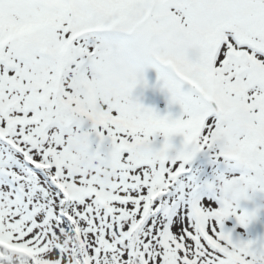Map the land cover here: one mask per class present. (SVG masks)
Listing matches in <instances>:
<instances>
[{
    "label": "snow or ice",
    "instance_id": "obj_1",
    "mask_svg": "<svg viewBox=\"0 0 264 264\" xmlns=\"http://www.w3.org/2000/svg\"><path fill=\"white\" fill-rule=\"evenodd\" d=\"M0 264H264V0H0Z\"/></svg>",
    "mask_w": 264,
    "mask_h": 264
},
{
    "label": "rangeland",
    "instance_id": "obj_2",
    "mask_svg": "<svg viewBox=\"0 0 264 264\" xmlns=\"http://www.w3.org/2000/svg\"><path fill=\"white\" fill-rule=\"evenodd\" d=\"M149 75H150L151 77L154 78V75H155V74H154V72H152V73H150ZM149 96L152 97L153 99H158V97L153 96L152 93H149Z\"/></svg>",
    "mask_w": 264,
    "mask_h": 264
}]
</instances>
